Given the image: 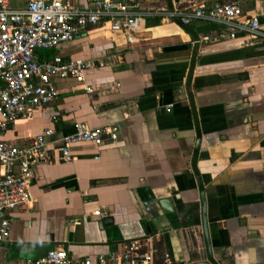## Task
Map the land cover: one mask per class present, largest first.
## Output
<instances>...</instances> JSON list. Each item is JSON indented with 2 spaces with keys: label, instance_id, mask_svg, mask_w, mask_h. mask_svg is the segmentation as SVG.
Listing matches in <instances>:
<instances>
[{
  "label": "crops",
  "instance_id": "1",
  "mask_svg": "<svg viewBox=\"0 0 264 264\" xmlns=\"http://www.w3.org/2000/svg\"><path fill=\"white\" fill-rule=\"evenodd\" d=\"M231 1L136 0L132 32L103 25L60 45L62 57L90 62L95 90L55 77L57 98L0 132L28 145L52 130L33 167L32 201L7 212L1 264L57 248L77 261L143 238L178 264L206 260L202 201L215 261L264 264V0H237L259 18L257 35L218 39L225 28L206 20L190 34L174 14ZM26 3L8 0L11 10ZM76 122L113 124L117 140L76 144L61 159L54 142ZM167 198L173 211L160 204Z\"/></svg>",
  "mask_w": 264,
  "mask_h": 264
},
{
  "label": "built area",
  "instance_id": "2",
  "mask_svg": "<svg viewBox=\"0 0 264 264\" xmlns=\"http://www.w3.org/2000/svg\"><path fill=\"white\" fill-rule=\"evenodd\" d=\"M27 0L20 10H11L8 0H0V132L25 117L29 111L45 106L58 96L55 77H71L85 93L95 88L86 83L89 61L64 58L58 49L93 27L108 25L114 32L130 33L136 18V0ZM179 23L188 26L197 20L225 28L218 39L234 38L238 32L260 34L261 22L245 15L239 2L192 6L175 11ZM52 130L37 133L28 145L0 139V242L9 237L7 212L32 201L33 167L45 159V146ZM117 140L113 124L92 127L76 122L71 133L54 144L59 156L71 160L70 148L76 144L101 146ZM97 214H104L103 210ZM1 264V263H0ZM23 264H178L170 252L159 250L150 239H132L118 252L86 256L74 261L63 248L51 249L40 258H27ZM188 264V263H187Z\"/></svg>",
  "mask_w": 264,
  "mask_h": 264
},
{
  "label": "water",
  "instance_id": "3",
  "mask_svg": "<svg viewBox=\"0 0 264 264\" xmlns=\"http://www.w3.org/2000/svg\"><path fill=\"white\" fill-rule=\"evenodd\" d=\"M160 204L162 205L163 207V210L165 212H168V211H173V207L171 206L170 204V199H163ZM202 213H203V220H202V223H203V232H204V235H205V239H206V256H207V259L206 260H201V261H195V262H191L189 264H218L215 259L213 258L212 256V252H211V248H210V244H209V241H208V234H207V219L205 218V215H204V202L202 201Z\"/></svg>",
  "mask_w": 264,
  "mask_h": 264
},
{
  "label": "trees",
  "instance_id": "4",
  "mask_svg": "<svg viewBox=\"0 0 264 264\" xmlns=\"http://www.w3.org/2000/svg\"><path fill=\"white\" fill-rule=\"evenodd\" d=\"M191 25V24H190ZM190 25H188V26H184V28L190 33V34H193V31H192V29L190 28ZM188 81H189V77H188ZM166 243H168L169 244V239L166 237ZM158 249L159 250H162V247H160V246H158ZM171 254V253H170ZM171 256H172V254H171ZM172 258H173V256H172ZM173 260H174V258H173ZM175 261V260H174ZM176 262V261H175ZM179 264H182V262H179Z\"/></svg>",
  "mask_w": 264,
  "mask_h": 264
}]
</instances>
